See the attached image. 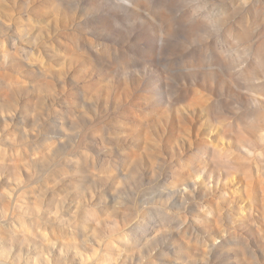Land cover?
<instances>
[{"label":"rangeland","instance_id":"374dc122","mask_svg":"<svg viewBox=\"0 0 264 264\" xmlns=\"http://www.w3.org/2000/svg\"><path fill=\"white\" fill-rule=\"evenodd\" d=\"M0 264H264V0H0Z\"/></svg>","mask_w":264,"mask_h":264}]
</instances>
